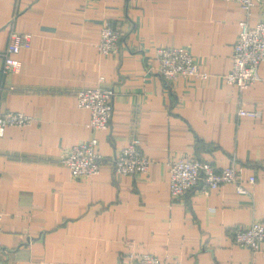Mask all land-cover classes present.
Returning <instances> with one entry per match:
<instances>
[{
  "label": "crops",
  "instance_id": "crops-1",
  "mask_svg": "<svg viewBox=\"0 0 264 264\" xmlns=\"http://www.w3.org/2000/svg\"><path fill=\"white\" fill-rule=\"evenodd\" d=\"M247 16L230 0H0V112L33 117L0 136V264H118L131 253L264 264V242L253 252L234 241L235 227L264 221V65L247 89L226 81ZM261 19L259 3L249 20ZM106 22L123 36L105 55ZM14 29L31 32L32 45L18 55L20 71L5 73ZM162 46L189 49L209 77L168 83L157 70ZM95 85L116 91L108 129L90 128V109L77 103ZM93 136L101 171L75 178L62 156ZM132 141L149 171L118 174L113 159ZM190 157L217 171L234 165L249 193L223 183L173 197L168 161Z\"/></svg>",
  "mask_w": 264,
  "mask_h": 264
},
{
  "label": "built area",
  "instance_id": "built-area-1",
  "mask_svg": "<svg viewBox=\"0 0 264 264\" xmlns=\"http://www.w3.org/2000/svg\"><path fill=\"white\" fill-rule=\"evenodd\" d=\"M230 1L238 3L248 15L241 21V31L233 48L231 69L226 75V81L236 84L242 91L260 78V67L264 65V19L256 22L249 20L254 7L259 3L264 5V0ZM122 36L121 28L106 22L101 30L98 43L101 53L106 55L118 52ZM32 39L31 32L12 30L3 66L5 73L20 71L22 61L18 55L23 49L31 47ZM156 57L159 60L157 67L159 74L170 84L181 77L185 79L209 77L208 71L200 68L193 54L185 47L162 46L157 49ZM115 96L116 91L113 87L101 85L87 86L78 90V105L91 111V119L88 123L90 128L108 129L111 126ZM239 114L257 117L261 115V111L241 107ZM32 121L33 117L22 111L0 112V136H4L7 126L26 127ZM103 159L100 141L96 136L73 145L62 156V161L70 168L75 178L98 175ZM167 165L170 172V193L175 198L185 196L188 191L199 186L206 195H209L213 188L223 183H233L239 193L250 191L244 186L242 177L234 165L217 171L212 163L196 157L171 159ZM113 167L116 173L122 175L146 173L150 168V160L132 141L114 157ZM255 180V176L249 179L252 183ZM1 220L2 214L0 213V250L3 247ZM234 241L253 252L258 251L260 244L264 242V221H254L250 226L235 227ZM118 264H181V262L179 260L165 261L150 253H131L128 260H121Z\"/></svg>",
  "mask_w": 264,
  "mask_h": 264
}]
</instances>
